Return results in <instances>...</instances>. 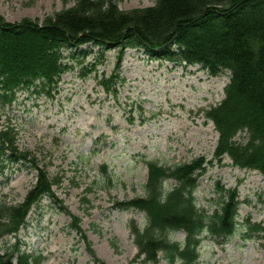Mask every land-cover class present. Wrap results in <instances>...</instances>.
<instances>
[{
    "label": "rangeland",
    "instance_id": "obj_1",
    "mask_svg": "<svg viewBox=\"0 0 264 264\" xmlns=\"http://www.w3.org/2000/svg\"><path fill=\"white\" fill-rule=\"evenodd\" d=\"M73 2L0 0V15L10 22L41 20ZM116 2L128 10L154 0ZM120 50L96 44L65 47L62 60L72 67L61 74L51 95L20 90L10 105L0 102V128H12L16 146L59 181L52 187L54 198L44 196L31 208L15 238L0 236V253L18 243L39 256L38 264H131L136 246L130 225L142 228L147 220L143 212L113 203L144 194L145 160L172 167L202 157L205 168L193 192L196 205L211 211L216 185L234 188L241 225L228 238L203 236L195 264H264L263 175L213 156L217 132L204 114L223 98L228 72L213 76L196 64H174L137 48ZM93 62L95 70L80 77ZM111 75L116 76L115 95L98 82ZM234 140L244 142L245 134L239 132ZM36 172L27 164L7 163L0 173V201L23 200ZM171 183L167 180L163 187L169 189ZM71 215L80 233L72 228ZM246 220L263 230L244 238ZM168 236L181 241L184 233ZM156 264L167 263L161 259Z\"/></svg>",
    "mask_w": 264,
    "mask_h": 264
},
{
    "label": "trees",
    "instance_id": "obj_2",
    "mask_svg": "<svg viewBox=\"0 0 264 264\" xmlns=\"http://www.w3.org/2000/svg\"><path fill=\"white\" fill-rule=\"evenodd\" d=\"M85 44L142 49L152 58L199 65L213 76L228 72L223 98L204 112L218 133L213 156L220 160L227 155L234 167L264 175V0H154L152 5L128 10L120 9L116 0H74L41 20L10 22L0 15L1 104L10 105L20 90L51 95L61 74L72 67L62 60V49ZM96 65L91 63L87 71L82 68L80 77ZM115 77L102 76L98 81L114 95ZM242 130L246 140L236 142L234 136ZM10 162L37 171L23 200L0 201V236L15 238L31 208L44 196L54 198L52 187L59 181L51 179L29 151L20 150L13 129L4 127L0 128V173ZM145 163L144 194L113 203L119 209H137L147 220L142 228L134 222L130 225L136 246L131 264H156L161 259L167 264H195L203 236L228 238L239 229L234 188L216 185L211 211L196 205L193 192L205 168L204 158L172 167L152 160ZM168 179L174 184L165 189ZM71 220L80 233L76 217L71 215ZM245 222L246 239L263 230ZM174 231L184 233L181 241L170 240L168 234ZM87 249L95 262L89 245ZM38 262V255L21 250L18 243L0 253V264Z\"/></svg>",
    "mask_w": 264,
    "mask_h": 264
},
{
    "label": "bare ground",
    "instance_id": "obj_3",
    "mask_svg": "<svg viewBox=\"0 0 264 264\" xmlns=\"http://www.w3.org/2000/svg\"><path fill=\"white\" fill-rule=\"evenodd\" d=\"M213 80H216V78H212V81ZM211 127H212V125H211ZM226 162H230V160H226ZM245 172V170H241V173H244ZM252 172H254V171H252ZM256 173V172H255ZM263 179H264V177L263 176H261ZM249 180H253L255 183H257V184H259V180L258 179H256V178H252V179H249Z\"/></svg>",
    "mask_w": 264,
    "mask_h": 264
}]
</instances>
